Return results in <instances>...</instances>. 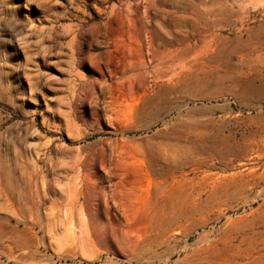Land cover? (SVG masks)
Masks as SVG:
<instances>
[{
    "label": "rangeland",
    "instance_id": "rangeland-1",
    "mask_svg": "<svg viewBox=\"0 0 264 264\" xmlns=\"http://www.w3.org/2000/svg\"><path fill=\"white\" fill-rule=\"evenodd\" d=\"M0 264H264V0H0Z\"/></svg>",
    "mask_w": 264,
    "mask_h": 264
},
{
    "label": "bare ground",
    "instance_id": "bare-ground-1",
    "mask_svg": "<svg viewBox=\"0 0 264 264\" xmlns=\"http://www.w3.org/2000/svg\"><path fill=\"white\" fill-rule=\"evenodd\" d=\"M197 97H198V95H197ZM197 97H196V99H198ZM202 98H203V96H202ZM204 98H205V97H204ZM188 99H190V98H188ZM199 99H201V98H199ZM207 100L209 101L210 99L207 98ZM187 101H188V100H187ZM201 101H202V99H201ZM190 102H192V101H190ZM191 104H192V103H191ZM199 104H200V103H199ZM199 104H198V105H199ZM203 104H204V103H203ZM183 105H186V104H183ZM204 105H206V103H205ZM188 106H189V104H188ZM196 106H197V105H196Z\"/></svg>",
    "mask_w": 264,
    "mask_h": 264
}]
</instances>
